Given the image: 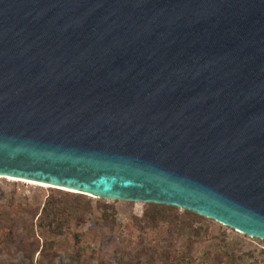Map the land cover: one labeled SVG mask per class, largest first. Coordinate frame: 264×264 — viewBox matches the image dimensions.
Returning a JSON list of instances; mask_svg holds the SVG:
<instances>
[{
	"label": "water",
	"instance_id": "obj_1",
	"mask_svg": "<svg viewBox=\"0 0 264 264\" xmlns=\"http://www.w3.org/2000/svg\"><path fill=\"white\" fill-rule=\"evenodd\" d=\"M0 178L264 240V0H0Z\"/></svg>",
	"mask_w": 264,
	"mask_h": 264
},
{
	"label": "rangeland",
	"instance_id": "obj_2",
	"mask_svg": "<svg viewBox=\"0 0 264 264\" xmlns=\"http://www.w3.org/2000/svg\"><path fill=\"white\" fill-rule=\"evenodd\" d=\"M0 264H264V240L179 208L0 178Z\"/></svg>",
	"mask_w": 264,
	"mask_h": 264
},
{
	"label": "trees",
	"instance_id": "obj_3",
	"mask_svg": "<svg viewBox=\"0 0 264 264\" xmlns=\"http://www.w3.org/2000/svg\"><path fill=\"white\" fill-rule=\"evenodd\" d=\"M150 205H154V206H165V207H170V206H166V205H156V204H150ZM171 208H176V207H171ZM189 212V211H188ZM192 213V212H191ZM195 214V213H194ZM197 215V214H196Z\"/></svg>",
	"mask_w": 264,
	"mask_h": 264
},
{
	"label": "bare ground",
	"instance_id": "obj_4",
	"mask_svg": "<svg viewBox=\"0 0 264 264\" xmlns=\"http://www.w3.org/2000/svg\"><path fill=\"white\" fill-rule=\"evenodd\" d=\"M12 180H14V179H12ZM16 180V179H15ZM29 182V181H28ZM38 184V183H37ZM41 185H44V184H41ZM45 186V185H44Z\"/></svg>",
	"mask_w": 264,
	"mask_h": 264
}]
</instances>
